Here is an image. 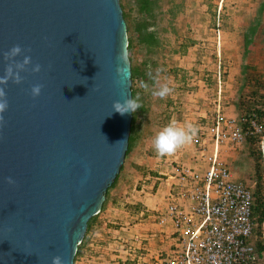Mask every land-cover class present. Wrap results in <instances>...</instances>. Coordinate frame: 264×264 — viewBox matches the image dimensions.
I'll return each instance as SVG.
<instances>
[{
	"label": "water",
	"instance_id": "95a60500",
	"mask_svg": "<svg viewBox=\"0 0 264 264\" xmlns=\"http://www.w3.org/2000/svg\"><path fill=\"white\" fill-rule=\"evenodd\" d=\"M16 44L24 52L15 59L32 63L21 83L0 84L9 102L0 122V264H52L54 255L73 264L128 148L132 113L112 111L132 96L120 1L0 0V76ZM121 53L127 75L117 83Z\"/></svg>",
	"mask_w": 264,
	"mask_h": 264
},
{
	"label": "rangeland",
	"instance_id": "374dc122",
	"mask_svg": "<svg viewBox=\"0 0 264 264\" xmlns=\"http://www.w3.org/2000/svg\"><path fill=\"white\" fill-rule=\"evenodd\" d=\"M261 2L263 0H160V14L154 28L158 37L157 52L146 54L135 39V47L128 56H132L133 62L149 57L148 72L158 76L159 82L167 84L173 92L164 99L145 92L146 110L136 122L141 126L142 135L120 166L117 181H121V187L115 195L116 183L109 192L73 264L131 263L127 259V252L132 249L127 248L130 239L122 228L139 222L147 213L152 215L149 208L158 207L166 179L196 158L204 146L201 141L207 136L206 127L216 105L219 103L227 115L240 114L237 102H247L256 81L264 82V6L262 24L255 29L250 43L245 45L244 42L246 28L255 21ZM131 36L135 38L136 34L131 33ZM245 77L246 83L242 81ZM148 84L152 87L154 82ZM173 119L179 125L195 124L198 134L190 145L175 154L159 157L153 148V138ZM222 148L234 178L252 188L256 164L264 176V149L259 142L227 144ZM139 194H146L150 199L140 209L141 215L130 210L133 206L130 202ZM112 197L116 204L108 206ZM131 214L135 217H130ZM114 229L117 231L113 232Z\"/></svg>",
	"mask_w": 264,
	"mask_h": 264
},
{
	"label": "built area",
	"instance_id": "2783aa9c",
	"mask_svg": "<svg viewBox=\"0 0 264 264\" xmlns=\"http://www.w3.org/2000/svg\"><path fill=\"white\" fill-rule=\"evenodd\" d=\"M206 130L200 151L207 166L183 164L173 199L154 215L160 226L171 223L173 247L137 264H258L251 187L234 178L219 155L224 145L240 144L247 137H257L262 146L264 119L227 115L218 103Z\"/></svg>",
	"mask_w": 264,
	"mask_h": 264
},
{
	"label": "trees",
	"instance_id": "16d2710c",
	"mask_svg": "<svg viewBox=\"0 0 264 264\" xmlns=\"http://www.w3.org/2000/svg\"><path fill=\"white\" fill-rule=\"evenodd\" d=\"M160 0H120V5L123 12V17L127 24V32H128V45L127 50L128 53L134 49L135 44L134 40L136 39L137 43H139V49H144L145 53L150 55L157 52L158 47V37L154 32V28L157 24L158 17L160 14ZM264 6V0L258 6V12L255 17V21H252L251 25L246 28V33H244V42L245 45H248L252 39V35L257 26L262 24V8ZM131 33H135V38H132ZM243 57H246L243 54ZM131 68V94L132 96L137 93L140 94L142 108L138 109L136 112L132 113L131 126L128 138V148L125 153V158L129 155L132 149L136 146L137 142L141 138L142 131L141 126H138L136 122L138 121L139 116H141L145 108V92L142 89L141 82H154L147 75L148 73V58L140 60V62H133L132 56L129 55ZM155 64V62H153ZM246 67L242 69L244 73L246 72ZM154 76V75H153ZM247 78H243V82L246 83ZM264 82L256 81L254 89L251 91L250 97L247 102L239 101L237 102V106L240 109L241 113L247 115L248 118H251L253 114L259 119H264ZM244 142L247 143H255L259 142L257 137H247ZM264 144V138H263ZM262 156V155H260ZM259 165L256 164L254 167V172H256L255 176L251 179L254 182V186L251 188L253 195V203H252V220L255 224V228L259 226L264 220V176L258 170ZM121 169V167H120ZM118 175H116L113 182L108 186L105 194L104 201L101 204L100 209H102L108 200L109 192L112 188L115 187L118 179ZM97 214L91 216L88 220L86 231L81 243L77 246V250L74 256V260L80 253L81 247L85 243L86 234L91 230ZM264 249L263 246H260L259 250Z\"/></svg>",
	"mask_w": 264,
	"mask_h": 264
},
{
	"label": "clouds",
	"instance_id": "9594fccd",
	"mask_svg": "<svg viewBox=\"0 0 264 264\" xmlns=\"http://www.w3.org/2000/svg\"><path fill=\"white\" fill-rule=\"evenodd\" d=\"M30 51V50H29ZM24 49L21 45H14L9 51L4 53V59L8 61L5 68V75L0 76V84H7L9 80L14 83H21L23 77L20 75L22 71L28 70V65L32 63L31 56L25 55L22 61H18L15 58L21 55ZM118 64L116 67L117 83H123L121 77L127 75V55L121 53L117 56ZM41 70L40 64H35L31 71L39 72ZM150 79L154 81L152 87L146 82H141V87L144 92H150L153 97L160 99L167 98L173 92V89L167 84H161L158 76H153L151 71L147 73ZM44 85L37 83L32 85L31 95L33 98L41 95ZM142 102L140 94L137 93L134 96L128 95L123 99H116L112 104V111L119 112L121 115L128 113H134L138 109L142 108ZM9 102L7 99V93L3 87H0V122L4 121L3 113L7 111ZM198 127L191 123L186 122L184 125H179L175 119L171 120L166 126H164L153 138V148L155 153L159 157H166L175 154L179 149L190 145L196 135L198 134ZM260 147H262L260 145ZM9 184H15V180L12 177L7 178ZM101 210V209H100ZM100 212V211H99ZM98 212V213H99ZM52 264H66L64 258L61 255H54L52 257Z\"/></svg>",
	"mask_w": 264,
	"mask_h": 264
},
{
	"label": "crops",
	"instance_id": "0c3cea01",
	"mask_svg": "<svg viewBox=\"0 0 264 264\" xmlns=\"http://www.w3.org/2000/svg\"><path fill=\"white\" fill-rule=\"evenodd\" d=\"M219 158L224 162L227 161L226 154L224 153V151L223 153L221 152ZM192 159L193 160L195 159V162L192 163L193 161ZM192 159L186 164L195 165L200 168L207 166V160H205L202 151H199L198 154H196V158H192ZM231 168L232 167H230V169ZM175 177H176V173L175 175L170 176L169 178L166 179L165 190L160 191L161 197L158 198L159 199L158 207L152 206V208H149L150 212L153 213L152 215L147 213L145 214L144 218L140 219L139 222L130 224L122 228L124 230V235H126L128 239H130L129 246L126 244L125 246H128L127 248L129 251L132 248L131 252H127L129 253V257L127 259L128 261H131V263L123 262L122 264H137L144 259H150L151 257H154L159 253H162L164 251H169L173 247L175 240L172 236L173 228L171 223L168 222L165 226L158 225L154 219V213L160 208L161 209L165 208L169 200L173 199V196L177 191L176 187L173 185L175 183ZM171 178L174 179L172 180V182H170L169 180ZM120 183L121 181H117L118 187L115 189L114 192L115 195L117 194L118 189L121 187ZM160 184L163 185L162 183ZM168 185H170V187ZM147 201H150V199L146 198V194L136 196V200L130 202L133 205L130 207V210L132 211V213L136 212L137 215L143 214V212L140 211V209L146 205ZM110 203L113 206H115L114 204H116V200L112 197V199L108 203V206ZM137 210H139V212ZM149 210L146 208L145 211L148 212ZM153 210L155 212H153ZM130 217L134 218L135 216L131 214ZM115 231L117 230L114 229L113 232ZM252 241L255 243L256 246L258 264H264V249L259 250L260 246H263L264 248V220L261 224H259L258 227L255 228L252 236ZM120 246H122V244H120ZM136 248L138 249L137 251H135Z\"/></svg>",
	"mask_w": 264,
	"mask_h": 264
},
{
	"label": "flooded vegetation",
	"instance_id": "af4514ba",
	"mask_svg": "<svg viewBox=\"0 0 264 264\" xmlns=\"http://www.w3.org/2000/svg\"><path fill=\"white\" fill-rule=\"evenodd\" d=\"M262 148L264 149V144L262 145Z\"/></svg>",
	"mask_w": 264,
	"mask_h": 264
}]
</instances>
